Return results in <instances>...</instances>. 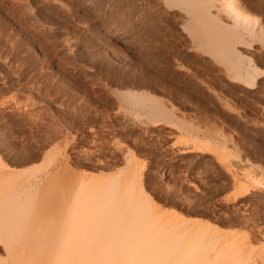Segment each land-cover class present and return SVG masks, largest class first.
Listing matches in <instances>:
<instances>
[{
    "label": "rangeland",
    "instance_id": "1",
    "mask_svg": "<svg viewBox=\"0 0 264 264\" xmlns=\"http://www.w3.org/2000/svg\"><path fill=\"white\" fill-rule=\"evenodd\" d=\"M22 2L28 3L26 9L29 4L32 8L41 6L38 0H0V182L4 183L2 180L8 177L21 178L24 182L30 179L28 183L36 189H32L33 197L28 203V197L19 192L15 210L19 205L25 209L21 211V207L20 213L12 214L14 219L10 220L13 226L19 224L16 225L19 227L4 230L18 234L13 238L25 244L58 240L71 196L69 189L71 193L74 191L82 175L96 179L99 174L110 177L123 169L133 173L132 168L144 197L155 203L158 210L175 213L187 221L210 222L224 231L252 235V246L248 248L255 255H264V96L243 90L230 76L220 74L214 61L207 63L186 36V30L181 29V13L177 11L147 9L145 26L137 33L139 39L136 37V41L125 44L123 41L127 38L116 39L110 36L111 32L104 35L106 39L94 36L97 29L107 31V26L93 16L92 9L82 0H57L64 9L68 5L73 15L65 9L66 15L57 20L63 26L54 24L59 27L55 28L58 32L55 37H58L53 41V38L45 39L32 21L31 25ZM238 2L244 11L253 15L256 29L261 28L264 35V0ZM62 40L75 45L69 48L68 56L59 50ZM102 41L107 42L103 45ZM248 42L250 45H243L239 50L249 55L262 72L256 75L258 82L252 86L257 87L264 80V46L256 40ZM92 47L110 52L116 62L108 69L118 71L121 79L108 76ZM151 77L163 82L170 92L157 90V85L144 88L146 85L141 82ZM205 77L210 88L203 93L196 82ZM192 79L197 89L191 90L183 82ZM125 87L149 90L164 98L173 108L172 121L147 123L145 117L139 119L126 112L114 93L115 88L124 90ZM197 105L199 109L194 111L192 107ZM177 122L188 128H179ZM198 142L204 145L201 147ZM233 178L240 187H235ZM3 256L0 245V257Z\"/></svg>",
    "mask_w": 264,
    "mask_h": 264
},
{
    "label": "bare ground",
    "instance_id": "2",
    "mask_svg": "<svg viewBox=\"0 0 264 264\" xmlns=\"http://www.w3.org/2000/svg\"><path fill=\"white\" fill-rule=\"evenodd\" d=\"M38 1H39L38 3H40L41 1V6H37L34 8H32L29 4V7H27L26 9L28 3L26 4L22 2L20 4L25 7L24 12L26 18L29 19L28 21L30 23L32 21L36 26L40 28V32L45 37V39L47 38L51 40L53 38L54 39L53 41H55L56 40L55 38L58 37V36L55 37L56 33L58 34L55 28L59 26L56 25L55 27L54 24H59L60 21L59 19H61V17L63 18V15H66L65 9H68L67 7L68 5L67 6L65 5V9H64L63 7L64 5H60L61 3L60 4L58 3L60 1L57 2V0H38ZM82 2L84 5L92 9V12H94L93 16L97 17L99 21L102 22L101 24L103 25L105 24L107 26V31L104 30L100 31V29L99 30L97 29L95 35L93 34L96 38H102V36L111 32L110 36H113L116 39H120L122 37L127 38L125 39V41H123L125 44L128 43L129 41L134 42L136 41V37L138 38L139 35H137V33H139V28L143 24L145 26L146 23L144 22V20L146 18L145 13H147L146 12L147 9L151 10V7H155V10L165 9L166 12L177 11L181 13L180 15L181 29L186 30L187 32L186 36L188 37V39L192 44L196 45L197 50L200 51L201 57H203L207 63L210 62L212 63L214 61L215 65L219 67L221 66L220 68L218 67L217 71L224 76L226 75V77L230 76L231 78L230 77L229 78L231 80L233 79L232 82L236 83L237 85H240L243 90L252 91L253 94L259 95V97L264 96V85H263L264 80L262 81V83L261 82L259 83L260 86L252 87L255 86L256 83L258 82L256 81L258 78V77L256 78V75L261 74L262 72L260 73L259 68L252 62V59L250 58L249 55L243 54L239 50V48L243 47V45L244 46L250 45L248 42L249 40H252V42L253 40L259 41L264 46V35L263 32L261 33L262 31L260 30L261 28H259V30L256 29V26L254 24L256 23V21L254 22V17L252 18L253 15H250L246 11H244L241 8L238 0H82ZM68 11L70 10L68 9ZM71 13L72 12L70 11V14ZM89 15L91 16L92 14L89 13ZM67 16L69 15L67 14ZM91 20L92 19H90V21ZM55 21L57 23H55ZM33 23H31V25ZM82 23H84L85 25L86 21L85 22L83 21ZM59 25L61 26L62 23ZM63 28L62 31H64ZM68 32L70 31L68 30ZM104 39H106L105 36ZM69 40L73 41L74 39L73 40L69 39ZM69 40L68 43L65 42L66 40L63 42L60 41L61 44L58 42L59 40L57 41V43H59L58 46L61 48L59 49L60 52H63L66 55L67 52L69 51V48L73 49L72 47L75 46L74 43L70 44ZM107 40H110V38H108ZM104 42L102 41L101 44L104 45L106 44L107 41L105 43ZM57 43H55V45ZM88 51L90 52V47ZM91 51L97 52L99 54L98 63L105 65L104 68L105 70L107 69L106 73H108V76L110 75L114 77V79L120 77L117 74L119 73L118 71L117 73L116 71L110 72L111 70L108 69L111 65H114V63L116 62V60H114V58L110 56L109 54L110 52H106L105 48L94 49V47H92ZM212 66H214V64ZM193 77L195 79V76ZM119 81L121 80L118 81L116 80L117 83ZM197 81L198 82L196 83L200 85V88L202 90L201 92L204 93L209 91L210 85H208L207 77L199 78ZM136 82H138V80ZM143 82L144 85H146L144 88H146L147 86L149 87L148 89H150V87L155 88L153 86L157 85L159 87V88L157 87L158 88L157 90L160 89L163 92L165 91L170 92L163 85L164 84L163 82H161L159 79L156 78L154 79V77H151L150 79L148 78V80L146 81L143 80L141 83ZM183 82H185L184 84L186 86L187 85L190 86L191 90L192 89L194 90L196 87H198L197 84L193 82V79L192 81L183 80ZM137 88L135 90L129 89V87H125L124 90L115 88V92L113 91L115 95L119 97L121 103L124 104L125 106L124 110H127L126 112H129L131 115L132 114L137 115L138 118L140 116H143V118L145 117L146 119L145 118L144 119L145 121H147V123L148 122L160 123L161 121L164 122L172 121V117L174 115L172 114L173 108L172 106L169 105V103L167 104L165 100H163L164 99L163 97H162L163 99H161L160 97L156 96V94L155 95L152 94L151 91L149 90H141L140 88H138L139 90H137ZM192 108H194V111L195 110L198 111L197 109H199V106L197 105ZM230 109L228 108V110ZM199 123L202 124V122ZM177 125L179 126V128H185V130L188 128L182 122ZM215 136L217 138V135H214V138ZM190 137L191 136L189 135L188 138ZM217 140L219 142V139ZM202 145L204 144L202 143ZM130 156L132 159L133 155ZM129 159L127 161H129ZM127 161L125 164H127ZM65 166L66 165H64V167ZM130 169H131L130 171L133 173H130L128 170L127 172H125V170L123 169L121 171L119 170L117 174L113 173L114 175L112 174V176L110 177H108L109 175L107 177L104 175L105 176L104 177L101 176L102 174H99L98 175L99 178L96 179H92L91 177H90L91 179H89L86 177L87 176L86 174H84L85 177H83L84 175H82V178L79 179L78 182L79 184L77 185V187H75L74 191L71 193L72 189H69L71 190L69 192L71 194L70 199L68 198L69 197L68 191L66 193L68 197L66 198L65 201L69 199L68 200L69 202L68 204H66L67 205L66 206L67 208L65 209L66 213H64L65 215L63 217L64 218L63 220L64 225L62 227L63 231L59 234L61 235V238L54 241H43V242L41 241L37 243L29 242V244H25V241L23 242L13 238L15 237V235L18 236V234H11L9 232H6L4 229L8 227L10 228L15 227L16 229V227L17 228L19 227L16 226L19 224L13 226L14 224H12L10 221L14 219V217L13 218L11 217L12 214L16 216L18 213H20L21 207H23L21 211L25 209L24 205L23 206L19 205L21 206L18 208L19 210L17 209V207L15 210V206H18L17 205L18 203L16 204L18 200V194L19 192H21L26 197H28L26 200V203H28L29 200L33 197L32 189H36L33 188L36 186H32L31 188L30 185L31 182L29 181L30 179L27 178H25L27 179L26 182H24L25 181L24 179L21 178L13 179L12 177H8V179L10 178L12 179V180L10 179L9 182L8 179L7 180L5 179V181L2 180L4 183L0 182V245L3 247L4 256L0 257V264H264V255H260V254L255 255L252 252V250L248 248V246L249 247L252 246V241H253L252 235L251 237L250 235H241L238 234L237 232L233 233L232 231H227V230L224 231L223 229H219L220 227L218 228L217 226L213 225L210 222H206L202 220L187 221L175 213L174 214L165 213V211H160V209L158 210V208L154 205L155 203L154 204H152V202L150 203L149 202L150 199L149 201H147L146 198L148 197H144L142 190L143 188L140 182L138 183L135 180V176L137 177V175L134 171H132V168ZM60 172L61 170L59 171V173ZM121 173L122 176L123 174L126 173V176L124 175L123 176L124 178H122V176L120 177ZM51 176L52 175H50V177ZM88 176L91 175L88 174ZM28 178H30V176ZM31 178H34V176ZM54 178L52 180H55ZM76 179L78 180L77 177ZM235 179L233 178V182H234L233 184L235 185V187L236 186L240 187L241 184L237 183V179L236 180ZM49 180L51 181V178ZM69 180L70 179H68V181ZM71 181L72 180H70V182ZM18 185L20 186V189H18ZM5 190L8 191L6 192L8 193L7 195L5 193ZM44 192H46V190ZM240 192H243V189L242 191L240 190ZM237 194L238 193L236 192V195ZM7 221L10 224H8ZM1 223H5V224L2 225ZM258 234H260V230ZM34 243L35 245H32Z\"/></svg>",
    "mask_w": 264,
    "mask_h": 264
}]
</instances>
